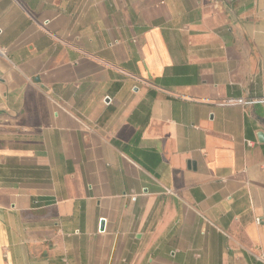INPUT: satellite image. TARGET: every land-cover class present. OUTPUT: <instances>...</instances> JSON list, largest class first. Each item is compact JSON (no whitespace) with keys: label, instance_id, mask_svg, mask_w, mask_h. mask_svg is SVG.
<instances>
[{"label":"crops","instance_id":"0c3cea01","mask_svg":"<svg viewBox=\"0 0 264 264\" xmlns=\"http://www.w3.org/2000/svg\"><path fill=\"white\" fill-rule=\"evenodd\" d=\"M260 133L264 0H0V264H264Z\"/></svg>","mask_w":264,"mask_h":264},{"label":"built area","instance_id":"2783aa9c","mask_svg":"<svg viewBox=\"0 0 264 264\" xmlns=\"http://www.w3.org/2000/svg\"><path fill=\"white\" fill-rule=\"evenodd\" d=\"M49 24V21H45L42 23V27L43 28H46ZM6 50L5 49H2L1 50V53L5 56L6 55ZM229 104H232V105H242V104H245V101L243 99H236V100H231L229 101ZM103 220V219H102ZM101 220V222H102ZM255 223L259 226H262L264 227V215H260V216H257L255 218ZM260 260L264 261V254H261L259 257H258Z\"/></svg>","mask_w":264,"mask_h":264},{"label":"water","instance_id":"95a60500","mask_svg":"<svg viewBox=\"0 0 264 264\" xmlns=\"http://www.w3.org/2000/svg\"><path fill=\"white\" fill-rule=\"evenodd\" d=\"M259 137H260V140H261V141H264V134H263V133H260ZM194 165H195V164H194ZM104 222H105V221L102 220V222H101V226H102V227H101V228H103V226H104Z\"/></svg>","mask_w":264,"mask_h":264}]
</instances>
